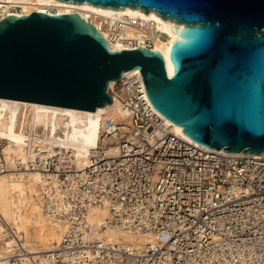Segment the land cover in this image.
Segmentation results:
<instances>
[{"label":"built area","instance_id":"built-area-1","mask_svg":"<svg viewBox=\"0 0 264 264\" xmlns=\"http://www.w3.org/2000/svg\"><path fill=\"white\" fill-rule=\"evenodd\" d=\"M122 24L144 33L142 45L129 38L124 49H153L145 20L120 22L112 42ZM107 93L126 116L103 117L81 171L70 152L38 146L27 163L10 166L0 139V173L36 171L43 211L63 228L47 264H264V155L210 150L176 133L149 102L137 69ZM94 210L105 214L98 225L89 221ZM107 230L151 241L109 239ZM20 242L0 264H22Z\"/></svg>","mask_w":264,"mask_h":264},{"label":"water","instance_id":"water-1","mask_svg":"<svg viewBox=\"0 0 264 264\" xmlns=\"http://www.w3.org/2000/svg\"><path fill=\"white\" fill-rule=\"evenodd\" d=\"M154 11L183 28L170 68L153 49L112 51L78 13L0 21V98L93 111L139 70L153 108L215 151L264 154V0H61Z\"/></svg>","mask_w":264,"mask_h":264},{"label":"bare ground","instance_id":"bare-ground-1","mask_svg":"<svg viewBox=\"0 0 264 264\" xmlns=\"http://www.w3.org/2000/svg\"><path fill=\"white\" fill-rule=\"evenodd\" d=\"M51 10L53 14L78 13L102 33L111 50L124 49L122 42L129 38L137 39L142 45L144 33L136 27L122 24L120 37L114 42L109 39V31L129 18L145 20L152 31L149 37L152 48L163 55L167 68L171 67L169 50L178 35L177 30L183 28L154 11L144 12L129 6L115 9L61 0H0V19L11 15L21 17L33 11L51 13ZM115 83L111 81L109 89ZM105 116L117 120L124 118L126 111L117 99L93 112L0 98V139L7 143L3 160L10 166L17 162L25 164L32 158V146L45 148L48 153L59 148L71 153L73 164L81 171L88 165L91 150L98 147L101 120ZM165 123L176 133H183L181 127L167 119ZM116 150L112 148L108 153L115 154ZM39 183L41 180L36 171L0 173V216L4 221L0 222V262L7 257L13 244L21 241L26 251L22 264H47L45 252L62 239L63 228L50 221L43 211ZM104 216L103 211L94 210L89 221L98 225ZM105 234L109 239L122 237L135 244L151 241L114 230H107Z\"/></svg>","mask_w":264,"mask_h":264}]
</instances>
